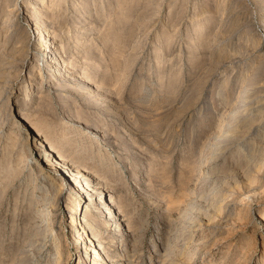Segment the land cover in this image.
I'll list each match as a JSON object with an SVG mask.
<instances>
[{
  "label": "rangeland",
  "instance_id": "obj_1",
  "mask_svg": "<svg viewBox=\"0 0 264 264\" xmlns=\"http://www.w3.org/2000/svg\"><path fill=\"white\" fill-rule=\"evenodd\" d=\"M42 4L74 77L49 75L52 35L27 18ZM249 98L264 103V0H0V264H264V138H228Z\"/></svg>",
  "mask_w": 264,
  "mask_h": 264
},
{
  "label": "bare ground",
  "instance_id": "obj_2",
  "mask_svg": "<svg viewBox=\"0 0 264 264\" xmlns=\"http://www.w3.org/2000/svg\"><path fill=\"white\" fill-rule=\"evenodd\" d=\"M25 2H26V5H28L29 3H30V5H31V3H33L34 1H36V0H24ZM27 7V6H26ZM48 6L47 5H44V4H42L41 5V8H42V11H38V12H36V13H39L40 12V22L38 21H36V18L32 15V13H35L34 11L30 14H28V19H30L31 21H33L34 23H35V29H36V31H38V35L40 34V31L41 30H45L46 31V34H44V35H52L51 36V38H52V43H53V46L51 47V51H53V52H49V53H46V55H44V58H45V63H46V65H47V67H50V69H51V72L49 73V75L50 76H52V75H54V76H60L62 79L63 78H67V77H74L73 76V73L69 70V68L68 67H66V62H65V58L63 57V56H61V54H59V50H61V48L62 47H60L61 46V44H59V42H60V36H59V34H57V33H54V32H52V31H49V30H47L49 27L47 26V24L45 25V23H46V19L48 18V15H47V13L46 12H48V8H47ZM22 10H23V8H22ZM10 11H12V12H19V13H16L17 14V16H19V14H21V10L19 11V8H17V9H12V10H10ZM89 11V10H88ZM31 12V11H30ZM93 12V11H92ZM22 13H23V11H22ZM96 14V13H95ZM27 16V15H26ZM37 16V15H36ZM96 19V18H95ZM32 22V23H33ZM85 25V24H84ZM50 29V28H49ZM84 30H80V33H83V34H85V28H83ZM44 32V31H43ZM82 34V35H83ZM43 36V35H42ZM46 37V36H45ZM83 37V36H82ZM84 38V37H83ZM86 38H88V37H86ZM45 40V39H44ZM38 43L39 44H42L43 45V43H44V41L42 40V37L40 38V40L38 41ZM37 43V44H38ZM49 44H51V42L49 43ZM41 45V46H42ZM49 46V45H48ZM60 47V48H59ZM13 48V47H12ZM14 50V49H13ZM9 56V55H8ZM60 65V66H59ZM39 70H40V68H39ZM29 72L31 73L32 72V74H34V72H35V70H34V67L33 66H31L30 67V69H29ZM31 74V75H32ZM53 76V77H54ZM59 77V78H60ZM91 82V81H90ZM90 85H92L91 83H90ZM89 85V86H90ZM98 85V84H97ZM39 86L37 85V88H38ZM89 88V87H88ZM95 89H98V88H95ZM39 90V89H38ZM90 91V90H89ZM39 92V91H38ZM245 95L244 94H239V98H241V99H244L245 97H244ZM40 97H42V96H40ZM238 98V97H237ZM246 99V98H245ZM248 100V99H247ZM246 104V103H245ZM248 104V103H247ZM68 105V104H67ZM247 107H246V110H247V115H245V116H241L240 115V113H239V115H238V117L237 116H235V118L236 119H238V126H237V131L236 132H232L233 134H231L228 138L229 139H233V137L235 136V135H237L238 136V138L237 139H241L242 141H244L246 138H248L249 136H251L252 134H256V133H262V139L264 138V131L262 130V123H263V117H264V115L263 114H261L262 113V110L264 109V103H261V100L260 99H251L250 100V98H249V104L248 105H246ZM240 108V107H239ZM236 109V108H235ZM243 110V109H242ZM241 110V111H242ZM234 112V111H233ZM232 112V113H233ZM243 112V111H242ZM244 112H246V111H244ZM236 114H237V112H235ZM246 114V113H245ZM233 119V118H232ZM234 121V120H233ZM237 121V120H236ZM235 122V121H234ZM231 123V122H230ZM233 123V122H232ZM222 126V125H221ZM233 126V125H232ZM236 127V126H235ZM229 129H230V127H228ZM227 129V128H226ZM233 129H234V127H233ZM222 130V128L219 130V131H221ZM225 130V129H224ZM236 130V129H235ZM227 131V130H226ZM224 132L225 134L228 132ZM230 131V130H229ZM32 135V134H31ZM35 135H38V134H34V137L36 138V136ZM217 135H218V133H217ZM217 135H215L216 137H217ZM221 137H222V135H223V132H221L220 134H219ZM236 136V137H237ZM28 138H29V136H28ZM218 138V137H217ZM235 138V137H234ZM245 138V139H244ZM49 139H51V138H48L47 136L45 137V138H42V139H40V141H39V144L41 145V146H43L45 149V154H44V158L48 161V162H53V161H56V160H58L59 161V166L61 167V168H64V172L65 173H67L68 174V176L69 177H71V179H75V182H76V184L77 183H80L79 182V179H80V176H82L81 174H82V172H85L83 169H81V168H83V167H81V168H77V167H74L73 165H71L70 163H69V165H66V157L64 156H62L61 154H59V153H57V152H54V147L52 146V145H50L51 143L49 142ZM223 140V139H222ZM225 140V139H224ZM235 140V139H234ZM248 140V139H247ZM220 141V140H219ZM218 141V142H219ZM226 141V140H225ZM52 142V141H51ZM227 142V141H226ZM226 142H223L224 143V145H225V143ZM222 143V142H221ZM222 143V144H223ZM232 143H234V142H231V144ZM236 143V142H235ZM242 143V142H241ZM258 143H262V142H258ZM264 143V142H263ZM48 144V145H47ZM216 144H218V143H216ZM221 144V145H222ZM248 144H250V143H248ZM229 145V144H228ZM246 145V144H245ZM263 145V144H262ZM216 146V145H215ZM238 146V145H237ZM241 146V145H240ZM244 146V145H243ZM218 147V146H217ZM228 148H229V146H227ZM242 147V146H241ZM222 148H225L226 149V145L225 146H223ZM244 148H246V146L244 147ZM254 148V147H253ZM214 149V148H213ZM216 149V148H215ZM214 149V150H215ZM237 149H240V147L239 148H237ZM259 149V148H258ZM257 149V150H258ZM224 150V149H223ZM254 150V149H253ZM262 150V149H261ZM216 151V150H215ZM218 151V150H217ZM225 151V150H224ZM242 151H244V150H242ZM213 152V151H212ZM221 152V151H220ZM239 152V151H238ZM240 152H241V149H240ZM54 153V154H53ZM223 153V152H222ZM251 153V152H250ZM258 153H259V151H258ZM242 154H244L243 152H242ZM241 154V155H242ZM254 154H256V153H254ZM240 155V154H239ZM260 155V154H259ZM245 156V155H244ZM247 156V155H246ZM250 156H251V154H250ZM253 156V155H252ZM255 156V155H254ZM258 156V155H257ZM244 158V157H243ZM260 158H261V156H260ZM240 160V159H239ZM245 160H246V158H245ZM248 160V159H247ZM251 160H252V158H251ZM249 161V160H248ZM68 162V161H67ZM238 162V161H237ZM241 163H242V161H241ZM252 163V162H251ZM255 163V162H254ZM58 164V163H57ZM243 164V163H242ZM258 164V163H257ZM261 164V163H260ZM53 165H55V164H53ZM246 165V164H245ZM79 166V165H78ZM248 166V165H247ZM252 166H254V164H251V167ZM251 167L250 168H248V171L251 169ZM256 168V167H255ZM245 169H247V167H245ZM244 169V170H245ZM253 170V169H252ZM259 170V169H258ZM248 174V173H247ZM258 174V173H257ZM261 174V173H260ZM249 175V174H248ZM259 175V174H258ZM254 176H257V175H254ZM88 177L90 178L91 177V174H88ZM253 177V176H252ZM246 179H248V178H246ZM249 180V179H248ZM248 180H247V182H248ZM253 180V179H252ZM256 181V180H255ZM82 183V182H81ZM251 184V183H250ZM256 184V183H255ZM78 187H80V189H82V188H86L88 191H91V192H94V193H103V190H104V188H103V185L101 184V183H97V184H95V182H94V180H92V183L91 184H84L83 185V183L82 184H80ZM213 190V189H212ZM101 191V192H100ZM214 191H215V189H214ZM249 195V194H248ZM240 196V195H239ZM215 197V196H214ZM213 197V198H214ZM241 197V196H240ZM108 198L109 197H107L106 198V201H109L108 200ZM92 199V198H91ZM96 204H101V202H100V200H97L96 201ZM110 212H106V214L107 215H109L110 217H108L109 218V220L111 221V220H113V218H116V219H114V223L113 224H110L109 225V227H106L105 229L106 230H116V228H120V226H121V218H120V215H119V210H117V208L115 207V206H113V204H109V206H108V208H107ZM81 211L82 210H80V214L79 215H81ZM85 212H82V219H83V223H82V227H81V230H82V233H80V236H79V238L80 237H82L83 235H86L87 234V231L89 230H87V228H89V227H91L92 226V223H93V221L91 220V219H89L90 221H86L87 220V218L89 217V213L88 212H86V210H84ZM80 216V217H81ZM72 222H73V225L74 226H76V220H74V219H72ZM95 224V223H94ZM104 225V224H103ZM113 226H115V227H113ZM80 228V227H79ZM109 228V229H108ZM80 230V229H79ZM123 230V229H122ZM123 233H125V232H123ZM121 235V234H120ZM92 237H94V236H92ZM78 238V239H79ZM86 238H88V239H90L91 237L88 235V237L86 236L85 238H83L82 239V241H85V239ZM98 238V237H97ZM94 239V238H93ZM90 240L89 242H91V243H94V244H92V247H94L95 249H96V251L98 252V255L97 256H95V258H96V260H107V259H109V255L108 254H106V252L105 251H103V247H102V240H100V238L99 239H97V241L96 240ZM112 240V239H111ZM114 240V239H113ZM112 240V241H113ZM114 242V241H113ZM124 244V246L126 247V242H124L123 243ZM85 247V246H84ZM85 249H87V250H89L90 249V245H87L86 246V248ZM108 250V249H107ZM90 252V251H89ZM59 257H60V253H58V259H59ZM112 260V259H111ZM103 261V262H104ZM107 261H109V260H107ZM106 262V261H105Z\"/></svg>",
  "mask_w": 264,
  "mask_h": 264
}]
</instances>
